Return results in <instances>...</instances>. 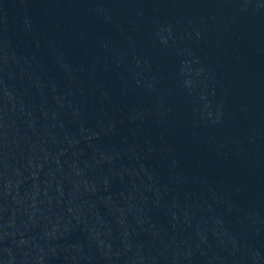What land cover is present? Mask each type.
<instances>
[{
    "label": "water",
    "instance_id": "obj_1",
    "mask_svg": "<svg viewBox=\"0 0 264 264\" xmlns=\"http://www.w3.org/2000/svg\"><path fill=\"white\" fill-rule=\"evenodd\" d=\"M0 264H264V0H0Z\"/></svg>",
    "mask_w": 264,
    "mask_h": 264
}]
</instances>
